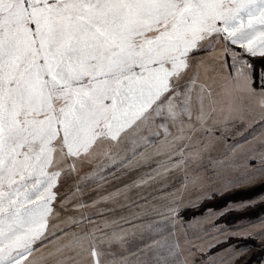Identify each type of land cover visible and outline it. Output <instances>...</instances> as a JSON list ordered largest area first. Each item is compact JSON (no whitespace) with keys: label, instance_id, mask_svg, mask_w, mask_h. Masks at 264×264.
I'll use <instances>...</instances> for the list:
<instances>
[{"label":"snow or ice","instance_id":"1","mask_svg":"<svg viewBox=\"0 0 264 264\" xmlns=\"http://www.w3.org/2000/svg\"><path fill=\"white\" fill-rule=\"evenodd\" d=\"M257 181L264 0H0V264H253L186 201Z\"/></svg>","mask_w":264,"mask_h":264},{"label":"rangeland","instance_id":"2","mask_svg":"<svg viewBox=\"0 0 264 264\" xmlns=\"http://www.w3.org/2000/svg\"><path fill=\"white\" fill-rule=\"evenodd\" d=\"M257 127V126H254ZM248 132H245L244 136L237 137L238 141H243L245 138H247ZM231 142V140L229 141ZM152 162L149 161L148 164H151ZM148 164L144 165V168L140 174H143V172H146L149 170ZM154 166V165H153ZM133 176L130 175H122L117 180L113 181L111 184L107 185L105 189L103 190H112L117 187H119L121 184L128 182L129 180L133 179ZM226 179V178H225ZM166 183L163 185V189L165 190H172L175 191L176 188L180 186V184L183 181V173L180 171L173 170L171 173H169L165 177ZM261 181H257L255 185H249L242 188H236V189H228L226 191L220 192L215 196L222 195L224 193H228L230 191H236V190H244L247 188L255 187L257 185H261ZM161 190V186L159 184L153 185L148 188L149 193H159ZM257 191V190H256ZM98 196V193L96 192H86L81 197V202L89 204L87 208H81L79 209L80 212L85 213L86 215L93 214L97 211H102L105 208V205L103 204H97L96 206L91 205V201L96 199ZM211 196L210 198H212ZM203 201L201 200L196 203V206L192 207L189 205V203L186 201V207L191 209H195L199 207ZM254 201L250 207H244L241 208L239 205L241 203H247ZM264 189H261L257 192H254L247 197H241L234 200L227 201L224 205L219 207H208L205 208L200 213L194 214L197 219L203 218L205 223L204 227L211 228L213 224L217 225L220 228H223L226 230L224 236L222 238H228L231 237V239H228L229 244H250V240L252 242H258V238L253 239H237L238 236H244L245 233L248 231V226L253 224L254 222L262 221L264 220V209H260L264 207ZM109 206L116 207L117 205L113 202ZM260 209V210H257ZM224 212L225 215L220 216L219 213ZM187 217L191 218L193 215H190L189 212H187ZM256 250H258L256 247H253L252 251L255 253ZM257 259L260 258V254H256ZM253 261V264L255 262Z\"/></svg>","mask_w":264,"mask_h":264},{"label":"trees","instance_id":"3","mask_svg":"<svg viewBox=\"0 0 264 264\" xmlns=\"http://www.w3.org/2000/svg\"><path fill=\"white\" fill-rule=\"evenodd\" d=\"M261 189H264V187H261V185H257L255 187H251V188H247V189H244V190H236V191H230L228 193H224L222 195H218V196H213L212 198H209L205 201H203V203L195 208V209H191V210H188L189 214L190 215H194L196 213H200L201 211H203L205 208H208V207H219V206H222L224 205L227 201L229 200H234V199H238V198H241V197H247L248 195L254 193V192H257ZM257 190V191H256ZM260 209H264V207L260 208ZM260 209H257V210H260ZM250 244L255 246L258 250H256V254H259V245H258V242H252L250 240ZM257 258V256L255 255L253 257V261Z\"/></svg>","mask_w":264,"mask_h":264}]
</instances>
